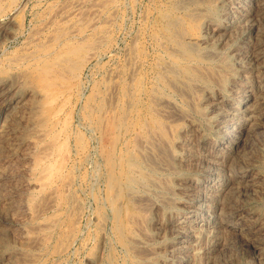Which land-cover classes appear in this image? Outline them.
Here are the masks:
<instances>
[{
  "label": "rangeland",
  "instance_id": "1",
  "mask_svg": "<svg viewBox=\"0 0 264 264\" xmlns=\"http://www.w3.org/2000/svg\"><path fill=\"white\" fill-rule=\"evenodd\" d=\"M102 1L104 5H101L103 4ZM196 1L0 0V131L2 130L0 132V264H206V262H204L206 259H204L203 255L201 254H203V250L204 252H212V249L215 245H217L216 249L218 250L213 251L212 253V256L215 257V259L212 257V264H264V128H262L264 127V121L261 123V125L263 124L262 126H260V124L253 125L251 127L248 126L245 129L247 132L244 130L245 133H243L241 137L242 140L238 143V149L241 147V150L239 149L240 152L238 155H243L242 157L246 161H251V164L248 162L251 165L250 170H252V174L256 175L258 183H261V185L258 184V186L252 188L250 191L248 190V192L241 190V188L236 190L237 195L239 196L238 198L240 199L239 200L237 198L238 201H243V203H245L247 206L244 212V214L247 216L245 217L246 220L244 219L241 221V223L236 227L223 231L226 232V234L222 232L224 235L220 234L218 238L219 240L216 239L217 242L215 241V244H213L211 238V240L209 238H205L203 245L204 248L197 251H192L193 249L191 251H184L181 249L180 244L182 243L179 241L181 240V230L175 227V225L183 219V215H185V212L188 209L185 208V206L189 207L188 204H190L192 201L191 198H193V196L191 193H194L192 191L200 185L199 181L201 177H203V174L210 170L208 166L209 164L204 159L207 157L205 155L211 156V154L216 149V146H218V141L222 139V128L221 126L219 127V125L224 115L219 111L218 106L215 105L220 99H222L220 101H228L229 99L234 98L235 95L239 96L242 93V90L246 87H249V85L253 88L252 90L256 89L258 87L259 80L262 81V86L259 88V92H263L264 89V58H262L263 61L261 60L258 66H254V68L243 66L242 63H238V60L236 61L235 58L238 55L236 50H238V42L240 47V41L236 40V42H231L232 44L230 43L229 46H232L233 49L229 47L226 49L228 53L233 54L232 57H227L226 55H224V57H204L207 49L209 46H211H206L207 44H205V42L211 39L210 37L213 34V29L218 25L217 22H224V17H226L225 11H229L231 9L233 4V2H231L232 0H220V5H216V3L211 2L210 4L205 0ZM197 8L204 10L206 9V11H208V13L210 12L211 14H208L209 20H206V23H201L199 30L193 31L188 24V14L192 11V9L195 10ZM92 9L93 11H91ZM112 11L114 14H112ZM143 14L145 16H143ZM79 17L82 18L78 19ZM171 21L172 25H169L168 23ZM208 27H210L209 30L206 29ZM211 27L214 28L212 29ZM73 28L76 31H74ZM184 29L186 32L183 31ZM174 30H178L179 32L182 31L181 34L187 33L188 31L193 33L195 37L202 41H200L201 45H199L200 51L197 54L189 55L182 62L173 57L172 54H170L171 50L173 48L180 47L177 43H175V40L179 41V39L173 37ZM205 32L207 33L206 35ZM97 36L99 39L102 36L101 40L95 39ZM228 37L229 36H226V39L230 38ZM135 39L137 41H135ZM205 39L207 40L205 41ZM130 41H134V43H131ZM95 43H98L99 45ZM162 43H164V45ZM38 44L41 45L39 46ZM170 45L171 48H168ZM219 48L222 47L219 46ZM125 52L127 53L125 54ZM126 60L128 61L126 62ZM166 61H168L167 63H172L174 66H179L178 68L181 71H179V74L177 75L178 79L176 76L169 73L168 76H165L163 68H161L159 65H162L163 67ZM180 63L182 65H180ZM203 65H205V68L206 66H210L212 68H207L208 71H210L209 73L211 76L209 75L207 69L205 70ZM131 67L133 68V72H136L135 74L133 72L131 74ZM196 68L198 70H196ZM215 69L216 71L218 70V73L215 72ZM252 69H254V71ZM256 69L260 71L257 72ZM57 70L61 72V76ZM199 71H201V73ZM194 73H196V75L199 73L200 75L196 76ZM113 74L116 76H113ZM63 75L64 77H62ZM245 75H250V80H252L254 76V79L247 82L244 77ZM255 75L258 78L261 76V78L258 79ZM130 76L132 78L134 77L132 81L129 79L131 78ZM168 79L171 82L177 79V82H179L178 87L180 91L178 88L172 86ZM7 82L10 84L9 87H7L9 85ZM217 82L219 84L216 85ZM196 84H198L199 87ZM218 85L221 86L219 87ZM111 86H113V88ZM181 88L185 91H182ZM196 91L198 95L196 94ZM216 91L220 94H218ZM11 93L13 96H11ZM115 93H117L116 96ZM189 93L192 95L190 96ZM46 94L49 95L47 96ZM177 94L178 96L180 94V96L178 97ZM152 95L154 96V99H151ZM196 95L198 96V100ZM237 96H235L234 100H237ZM257 96L258 100H260V107L264 111V97H259V93ZM112 97L115 98L112 99ZM157 97L158 99H156ZM164 97H166L167 102ZM50 99H52L53 102H51ZM214 100H217V102ZM22 101L25 103L23 105L24 107L22 106ZM48 101L50 102L48 103ZM64 102L66 104H64ZM171 103H173L174 106ZM58 107H61V109ZM154 107L161 108L160 111L162 114H158L159 109H154ZM168 108H172V112L170 111L168 113L166 111V109L169 111ZM153 109L157 110V113H155ZM55 111H57V113ZM175 113L176 117H178V119L175 118L176 121L172 120L173 118L171 119V117H173L172 114L175 115ZM166 114H170L172 116H166ZM183 114L185 116H183ZM39 115H41V120L40 117H38ZM120 117H122L124 120V127H117L118 125L116 126V123H119L118 121ZM38 118L40 123L39 121L37 122ZM169 118L170 120H168ZM108 119L112 120L111 123L108 122L107 124V121H109ZM155 119L156 121H154ZM145 121L148 122L147 124H149L148 130L146 129L147 124ZM159 121L161 123H159ZM163 122L168 124H164ZM102 123H104V125ZM215 124H217V127H215ZM86 125H89V128ZM110 125L111 130L109 129ZM162 125L163 127L167 125L166 128L171 130L169 133L171 134V137L173 136L172 138L170 137V134L165 131L166 128H162ZM60 127L62 128L59 131L61 135L57 132ZM173 127L174 130L171 129ZM39 128H41V130H39ZM152 128H154L155 131L152 130ZM255 129H257V131H255ZM44 130L47 132L45 133ZM197 130L198 132H195ZM31 131L33 134H31ZM107 131L108 133L110 132V135L107 133ZM148 131H151L153 135L152 138L151 133ZM114 132L115 135L112 136ZM136 132L140 133H138L140 138L137 136V139H139V147H137L138 145H135V143H137V140L135 142ZM42 133H45L46 135ZM37 134L40 136L43 135L41 136L43 139L41 140V138H38L40 136ZM122 134L124 136H122ZM34 136H36V138ZM53 138L57 140L55 141ZM182 138L186 139L183 140ZM63 139L64 142H62ZM156 139L167 142L162 144V141L159 143L160 141H156ZM170 139L173 140L170 142ZM48 140L49 145L47 143ZM111 140L114 141L111 143ZM50 141H52V144L53 141L54 143L58 141L59 142L56 145L53 144L55 145L53 146ZM61 142L64 145L60 144ZM141 142L143 144V148L140 146L142 145ZM156 142L158 143L157 145ZM151 143H153V147L150 146ZM59 144L61 146H59ZM179 144L182 146L184 145V147L182 148V146ZM44 145L47 146L44 147ZM128 145H130V147H128ZM165 145H168L167 147L168 149L170 147V149L167 150ZM48 146L49 148L50 146L53 148H50L49 150ZM57 146L62 149H60V152L58 151L59 153L57 152ZM40 147H44L46 150L48 149L49 152L46 154L45 152L48 150L46 151ZM64 147L66 149L63 150ZM101 147H103L102 150ZM108 147L111 148L109 149L110 152L107 151ZM189 147L190 149H188ZM98 148L100 149L98 150ZM132 148L134 150H132ZM86 149H88L89 152ZM103 149L106 151H103ZM145 150L152 152L149 153ZM162 150L164 151V154ZM192 150L193 152H191ZM42 151L45 153L44 155L40 154L43 153ZM50 151H52L51 153L53 155H49ZM189 151L194 154L192 155ZM203 152L205 154H203ZM259 153L261 154L259 155ZM39 154L42 157H45V155L49 156L45 159L40 157L41 160H38ZM150 154H153L155 158L150 157ZM147 155L148 157L146 158ZM198 155H201V160ZM255 155H259L261 158L259 156L255 157ZM56 156H58V158H56ZM104 156H106V158ZM159 156L162 159H166L162 160L159 158ZM253 156L255 157V160ZM59 157L63 159H60ZM142 157L145 158V161ZM51 158L52 160H50ZM152 159H155L154 163ZM202 159L206 164L202 161ZM156 160H159L160 162H157ZM36 161H38L39 164H37ZM34 162L36 163V167L34 166ZM146 162H148L150 165H148ZM49 163L52 165L49 166ZM169 163L172 169H170L171 167H169ZM193 163H197L195 168H192L194 167ZM159 164L163 169L165 167V170L160 168ZM52 166H54V168ZM60 166L62 167L61 169ZM167 166L169 167V170ZM70 170H72V172ZM254 171L256 172L253 173ZM54 173H56L58 176ZM152 173L154 176L151 175ZM50 175L51 178L49 180L51 182L48 180ZM112 176L117 179V188L112 186ZM67 179L69 180L67 181ZM70 179H72V181ZM43 180L45 182H43ZM152 182L154 183L152 184ZM155 183L158 184L155 186ZM39 184L43 187L41 188ZM66 184L70 185V188ZM171 189L174 192H172ZM50 190L53 192L55 191L56 193H54L56 195L53 196L54 193ZM68 190L72 191L73 193L71 194V192ZM152 190L153 192H151ZM101 194H103V196ZM239 194L242 196L240 197ZM48 196L50 198H48ZM113 196L115 198H113ZM134 196L140 201L133 199ZM137 196H142L145 198V200L144 198L141 199ZM147 196L149 198L151 197L152 200H149ZM159 197L162 201L166 202L165 200H167V202L164 203L160 201ZM73 198L76 199L74 202ZM134 200L136 203H134ZM77 201L78 203H82H79L80 206L82 205V209ZM147 201H150V204ZM236 202L237 201L235 200L234 204L238 203ZM141 203L142 205H140ZM180 205L181 207H179ZM138 206L140 208L142 207L141 209L143 210L139 209ZM247 208H249V210ZM173 211H175V213H173ZM134 213L135 215H133ZM128 214H131V216H128ZM135 216L136 220L139 219L137 220V223L135 222L136 220H134ZM129 219H131V222ZM52 220H55V222ZM132 221H134V223H132ZM46 223H50V226ZM39 224V228L41 230L38 229L37 225ZM243 224H245L247 227H244L245 225ZM44 225L45 227L48 225V228H45ZM261 226L263 227L260 228ZM35 227H37V229H34ZM50 227L51 229H49ZM239 227L242 229L239 230ZM258 227L260 229H258ZM176 230H178V232H176ZM50 234L52 235L50 236ZM39 235H41L40 239ZM36 237L39 239L38 241L41 240L42 243L39 242L38 244L37 239H35ZM136 238L140 239L142 242ZM30 239H33V241L35 240L36 242L34 241V243H36V245L33 244V241L31 242ZM134 240H138L139 242H135ZM143 241L145 243H143ZM134 244L137 246L135 245L134 247ZM133 249H136L137 252ZM153 250L155 251V254H152ZM149 252L151 255L148 254ZM261 253L263 255H261ZM190 254L193 256V258L190 256ZM197 257H201L200 259L198 258L200 261L196 260ZM189 258H192V261ZM213 260L215 261L213 262Z\"/></svg>",
  "mask_w": 264,
  "mask_h": 264
},
{
  "label": "bare ground",
  "instance_id": "2",
  "mask_svg": "<svg viewBox=\"0 0 264 264\" xmlns=\"http://www.w3.org/2000/svg\"><path fill=\"white\" fill-rule=\"evenodd\" d=\"M155 1V0H154ZM164 1V0H163ZM196 1V0H195ZM205 1H207V2H211V3H216V5H218L219 4V1L220 0H205ZM223 1V0H222ZM227 1V0H226ZM166 2H168V1H166ZM179 2H181V1H179ZM178 2V3H179ZM197 2V1H196ZM231 2H233V4H232V6H231V9L229 10V11H225V15H226V17H224V22L222 23V22H217L218 23V25H217V27L216 28H212L213 29V34H212V36L210 37L211 39H209L208 41H206L207 39H205V44H207L206 46H209V45H211V46H209V48L207 49V52L205 53V58L207 57V58H211L212 56L213 57H215V56H219V57H224V55H226L227 57H232L233 56V54H230V53H228L227 51H226V49L229 47V48H232V46H229L230 45V43L231 42H236V40L237 41H240L241 42V44H240V47H239V42H238V50H236L237 51V57L235 58V60L238 62V63H242L243 64V66H249V67H253L254 68V66L256 67V66H258V64L260 63V61L262 60V58H264V0H248V1H246V0H232ZM102 3H103V1H102ZM210 3V4H211ZM95 4V3H94ZM100 4V3H99ZM192 4V3H191ZM190 4V5H191ZM228 4H229V2H228ZM96 5H98V4H96ZM101 5H104V3L103 4H101ZM106 5V4H105ZM116 5H118V4H116ZM177 5V4H176ZM195 5V4H194ZM214 5V4H213ZM220 5V4H219ZM223 5V4H222ZM93 6V5H92ZM164 6V5H163ZM170 6V5H169ZM113 7V6H112ZM121 7V6H120ZM162 7V6H161ZM175 7V6H174ZM186 7V6H185ZM221 7V6H220ZM228 7H229V5H228ZM80 8V7H79ZM168 8V7H167ZM179 8H180V6H179ZM182 8H183V6H182ZM187 8V7H186ZM232 8H235V9H232ZM185 9V8H184ZM210 9V8H209ZM229 9V8H228ZM145 10V9H144ZM144 10H143V12H144ZM91 11H93V9L91 10ZM100 11V10H99ZM114 11V10H113ZM113 11H112V14H114L113 13ZM214 11V10H213ZM92 13V12H91ZM121 13V12H120ZM120 13H119V15H120ZM93 14V13H92ZM111 14V15H112ZM118 14V13H117ZM139 14V13H138ZM208 14H211L210 12L208 13V11H206V9L204 10V9H195V10H193L192 9V11L188 14V16H189V27H191V30H193V31H197V30H199L200 29V27H201V23H204L206 20L208 21L209 20V15ZM217 14V13H216ZM223 14H224V11H223ZM91 15V14H90ZM122 15V14H121ZM96 16V15H95ZM143 16H145L144 14H143ZM149 16H151V15H149ZM215 16V15H214ZM224 16V15H223ZM80 18H82V17H79L78 19H80ZM111 18H112V16H111ZM111 18H109V19H111ZM144 18V17H143ZM180 18V17H179ZM211 18V17H210ZM90 19V18H89ZM105 19V18H104ZM114 19V18H113ZM121 19V18H120ZM182 19V18H181ZM93 20V19H92ZM81 21V20H80ZM79 21V22H80ZM96 21V20H95ZM108 21V20H107ZM106 21V22H107ZM117 21V20H116ZM223 21V20H222ZM86 22V21H85ZM124 22V21H123ZM174 22H175V20H174ZM210 22H212V21H210ZM215 22V23H216ZM115 23V22H114ZM120 23V22H119ZM149 23H150V21H149ZM172 23V21L170 22V23H168L169 25H172L171 24ZM177 23V22H176ZM206 23V22H205ZM71 24V23H70ZM79 24V23H78ZM167 24V25H168ZM209 24V23H208ZM213 24V23H212ZM215 25V24H214ZM92 26V25H91ZM114 26V25H113ZM143 26V25H142ZM148 26V25H147ZM210 26V25H209ZM70 27V26H69ZM178 27H180V26H178ZM125 28V27H124ZM149 28V27H148ZM172 28V27H171ZM209 28L210 27H208V28H206V29H208L209 30ZM58 29V28H57ZM74 29V28H73ZM123 29V28H122ZM169 29V28H168ZM204 29V28H203ZM78 30V29H77ZM68 31H70V30H68ZM74 31H76L75 29H74ZM73 31V32H74ZM122 31V30H121ZM148 31V30H147ZM183 31H185V29L183 30ZM71 32V31H70ZM106 32V31H105ZM116 32V31H115ZM167 32V31H166ZM182 32V31H181ZM181 32H179L178 30H174V32H173V37L174 38H176V39H179V41L178 40H175L176 42L175 43H177L180 47L179 48H173L172 50H171V53L170 54H172V56L173 57H175L177 60H179V61H184L189 55H193V54H197L199 51H200V49H199V45H201V43H200V39L199 38H197V37H195L194 35H193V33H191L190 31H188L187 33H182L181 34ZM186 32V31H185ZM210 32H212V31H210ZM209 32V33H210ZM203 33V32H202ZM61 34V33H60ZM62 34H63V32H62ZM61 34V35H62ZM137 34V33H136ZM207 33L205 32V35H206ZM72 35V34H71ZM127 35V34H126ZM230 35H232V36H230ZM59 36V35H58ZM77 36V35H76ZM160 36V35H159ZM163 36V35H162ZM226 36H229L228 38L229 39H226ZM70 37V36H69ZM102 37V36H101ZM101 37H100V39H99V37L97 36V38H95V39H99V40H101ZM136 37V36H135ZM147 37H148V35H147ZM171 38H172V35H171ZM59 39V38H58ZM49 40H52V39H49ZM49 40H47V41H49ZM149 40V39H148ZM173 40V39H172ZM135 41H137L136 39H135ZM145 41V40H144ZM178 41V42H177ZM102 42V41H101ZM131 43H134V41L132 42V41H130ZM142 42V41H141ZM202 42V41H201ZM100 43V42H99ZM154 43V42H153ZM42 44V43H41ZM40 44V45H41ZM60 44V43H59ZM95 44H98V43H95ZM101 44V43H100ZM163 45H164V43H162ZM202 44H204V43H202ZM232 44V43H231ZM39 45V44H38ZM39 45V46H40ZM57 45H58V42H57ZM91 45V44H90ZM94 45V44H93ZM99 45V44H98ZM182 45H183V48H182ZM36 46V45H35ZM135 46V45H134ZM137 46V45H136ZM140 46V45H139ZM150 46V45H149ZM219 46H221L222 48H219ZM95 47V46H94ZM167 47V46H166ZM202 47V46H201ZM235 47V46H234ZM128 48V47H127ZM127 48H126V50H127ZM130 48V47H129ZM168 48H171V45H170V47H168ZM236 48V47H235ZM57 49V48H56ZM134 49H135V47H134ZM133 49V50H134ZM158 49V48H157ZM160 49V48H159ZM167 49V48H166ZM233 49V48H232ZM90 50V49H89ZM94 50V49H93ZM235 50V49H234ZM234 50H231V51H234ZM34 51V50H33ZM92 51V50H91ZM128 51V50H127ZM162 51V50H161ZM164 51V50H163ZM230 51V52H231ZM235 51V52H236ZM93 52V51H92ZM165 52V51H164ZM40 53V52H39ZM88 53H90V52H88ZM127 52H125V54H126ZM133 53V52H132ZM232 53V52H231ZM41 54V53H40ZM92 54V53H91ZM94 54V53H93ZM100 54V53H99ZM115 54V53H114ZM236 54V53H235ZM30 55V54H29ZM62 55V54H61ZM134 55H135V53H134ZM22 56H24V55H22ZM39 56V55H38ZM37 56V57H38ZM47 56V55H46ZM88 56H90V55H88ZM126 56V55H125ZM26 57V56H25ZM148 57V56H147ZM155 57V56H154ZM203 57V56H202ZM89 58V57H88ZM134 58V57H133ZM139 58V57H138ZM137 58V59H138ZM157 58H159V57H157ZM196 58V57H195ZM66 59V58H65ZM129 59V58H128ZM170 59V58H169ZM225 59V58H224ZM11 60H12V58H11ZM30 60V59H29ZM176 60V61H177ZM190 60H194V59H190ZM189 60V61H190ZM196 60V59H195ZM57 61V60H56ZM61 61V60H60ZM63 61V60H62ZM125 61V60H124ZM128 60H126V62H127ZM133 61H134V59H133ZM188 61V60H187ZM221 61V60H220ZM220 61H218V62H220ZM263 61V60H262ZM136 62V61H135ZM168 61H166V63H167ZM133 63V62H132ZM158 63V62H157ZM165 63V65L162 67V65H159V66H161V68H163V72H164V74H165V76H168V73L169 74H172V75H174V76H176L177 77V79H178V74H179V71H181V70H179V66L177 67V66H174L172 63H167L166 64ZM38 64V63H37ZM70 64V63H69ZM126 64H128V63H126ZM140 64V63H139ZM226 64H227V61H226ZM71 65H72V63H71ZM74 65V64H73ZM180 65H182L181 63H180ZM232 65V64H231ZM80 66V65H79ZM79 66H77V67H79ZM119 66V65H118ZM117 66V67H118ZM122 66V65H121ZM148 66V65H147ZM184 66H186V65H184ZM205 65H203V67H204ZM217 66V65H216ZM234 66V65H233ZM232 66V67H233ZM238 66H240V65H238ZM261 66V65H260ZM259 66V67H260ZM192 67L194 68V66L192 65ZM208 67H210V66H208ZM207 66H206V68H205V70L208 68ZM218 67V66H217ZM258 67V68H259ZM136 68H137V66H136ZM211 68V67H210ZM222 68V67H221ZM231 68V67H230ZM234 68V67H233ZM123 69V68H122ZM159 69V68H158ZM212 69V68H211ZM219 69V68H218ZM229 69V68H228ZM245 69V68H244ZM259 69H261V68H259ZM263 69H264V66H263ZM262 69V70H263ZM56 70V69H55ZM65 70V69H64ZM68 70V69H67ZM116 70V69H115ZM131 70L132 71H130L131 72V74H132V72H133V68L131 67ZM135 70V69H134ZM161 70V69H160ZM196 70H198L197 68H196ZM233 70V69H232ZM241 70V69H240ZM239 70V71H240ZM250 70V69H249ZM253 71H254V69H252ZM257 70V69H256ZM58 71V70H57ZM66 71V70H65ZM69 71H71V70H69ZM136 71V70H135ZM207 71H208V69H207ZM218 71V70H217ZM216 71V69H215V72H217ZM243 71V70H242ZM258 71H260V70H257V72ZM59 72V74L61 73L60 71H58ZM109 72V71H108ZM115 72V71H114ZM119 72V71H118ZM200 73H201V71H199ZM210 71H208V73H209ZM249 72V71H248ZM247 72V73H248ZM257 72H255V73H257ZM263 72V71H262ZM70 73V72H69ZM117 73V72H116ZM134 74L136 73V72H133ZM204 73V72H203ZM218 73V72H217ZM225 73V72H224ZM58 74V73H57ZM154 74V73H153ZM243 74V73H242ZM246 74V73H245ZM251 74V73H250ZM192 75V74H191ZM194 75H196V73H194ZM200 74L198 73L196 76H199ZM209 75H210V73H209ZM214 75V74H213ZM218 75V74H217ZM257 75H259V74H257ZM53 76H54V74H53ZM60 76H61V74H60ZM107 76H108V73H107ZM113 76H116V75H114L113 74ZM180 76H182V75H180ZM203 76H205V75H203ZM211 76V75H210ZM209 76V77H210ZM215 76V75H214ZM230 76V75H229ZM238 76V75H237ZM256 76V75H255ZM58 77V76H57ZM62 77H64V75L62 76ZM131 77V76H130ZM187 77V76H186ZM241 77V76H240ZM243 77V76H242ZM245 77V79L247 80V82H249V81H252L253 79H254V76H253V78H252V80H250L249 79V77H250V75L249 76H244ZM257 77V76H256ZM54 78H55V76H54ZM108 78V77H107ZM114 78V77H113ZM134 78V77H133ZM132 77L131 78H129V79H131V81H132V79H133ZM168 78V77H167ZM205 78V77H204ZM220 78V77H219ZM227 78V77H226ZM231 78H233V77H231ZM258 78V77H257ZM257 78H256V80H257ZM260 78H261V76H260ZM260 78H258V79H260ZM153 79V78H152ZM165 79V78H164ZM177 79H175L174 81H170L169 79V81L171 82V85L172 86H174L175 88H178V90H179V82H177ZM191 79V78H190ZM196 79V78H195ZM201 79V78H200ZM211 79H212V77H211ZM214 79H217V78H214ZM223 79V78H222ZM264 79V78H263ZM8 80V79H7ZM162 80V79H161ZM172 80V79H171ZM234 80V79H233ZM246 80H245V82H246ZM130 81V80H129ZM216 81H218V80H216ZM219 81H220V79H219ZM218 81V82H219ZM151 82V81H150ZM154 82V81H153ZM165 82H167V81H165ZM181 82V81H180ZM216 83V85L217 84H219V83ZM239 82H240V80H239ZM8 84H9V82H7ZM28 83V82H27ZM132 83V82H131ZM145 83V82H144ZM155 83V82H154ZM202 83V82H201ZM237 83V82H236ZM235 83V84H236ZM255 83V82H254ZM263 83H264V81H263ZM117 84V83H116ZM133 84V83H132ZM184 84H185V82H184ZM187 84V83H186ZM207 84V83H206ZM232 84H234V83H232ZM239 84V83H238ZM241 84V83H240ZM245 84V83H244ZM244 84H243V87H244ZM250 84H252V83H250ZM256 84V83H255ZM262 84V81H260L259 80V82H258V87L256 88V89H254V90H252L253 88L249 85V87H246V88H244L243 90H242V93L239 95V96H237V95H235V96H237L236 97V99L237 100H234V98H235V96H234V98H232V99H229L228 101H220V100H222V99H220L219 100V102L215 105V106H218V109H219V111L221 112V113H223V115H224V117H223V119H222V121L220 122V125H219V127L221 126V128H222V131H221V134H222V139H220L219 141H218V146H216V149L214 150V152L211 154V156L209 157L208 155H205V156H207L206 158H204L205 159V161L209 164L208 166H209V168H210V170H208L209 172H210V174H209V172L208 171H204L205 172V174H203V177H201L200 175V177H201V179H200V181H199V183H200V185L196 188V185H195V188L196 189H194L192 192H194V193H191V195L193 196V198H191L192 199V201L190 202V204H188L189 205V207H186L185 206V208H188L187 209V211L185 212V215H183V219L182 220H180L179 222H178V224H176L175 225V227L176 228H178L179 230H181V240H179L182 244H180V246H181V249H183L184 251H191L192 249V251H194V250H202L203 248H204V240H205V238H211L212 239V241H213V244H215V241L217 242V240L216 239H218L219 238V235L220 234H222V235H224V234H226V232H223V231H225V230H228V229H231V228H233V227H236L238 224H240L241 223V221H243L244 219L246 220V218L245 217H247L245 214H244V212H245V208L247 207L246 206V204L245 203H243V201L241 202V201H238V195H237V192H236V190L237 189H240L241 188V190H244V191H247L248 192V190L250 191L252 188H254V187H256V186H258V184H260L261 185V183H258V179H257V177H256V175L255 174H252V170H250L251 169V161L249 162L248 160L246 161L240 154V157H239V155H238V153L240 152L239 151V149L241 148H239L238 149V143L242 140V135H243V133H245L244 132V130L248 127V126H253V125H257V124H260V126H262L261 125V123L264 121V111L261 109V107H260V103H259V101L260 100H258V93H259V97H264V94H263V92H264V89H263V92H259V88L262 86L261 85ZM3 85V84H2ZM4 85H5V83H4ZM13 85V84H12ZM17 85V84H16ZM148 85V84H147ZM156 85V84H155ZM196 85H198V84H196ZM213 85V84H212ZM246 85H248V84H246ZM10 86V84L7 86V87H9ZM117 86V85H116ZM124 86V85H123ZM132 86V85H131ZM187 86V85H186ZM219 87L221 86V85H218ZM239 86V85H238ZM4 87V86H3ZM15 87V86H14ZM112 88H113V86H111ZM128 87V86H127ZM126 87V88H127ZM130 87V86H129ZM163 87V86H162ZM168 87V86H167ZM198 87H199V85H198ZM203 87V86H202ZM201 87V88H202ZM205 87V86H204ZM230 87H232V86H230ZM229 87V88H230ZM234 87V86H233ZM240 87V86H239ZM263 87H264V84H263ZM133 88V87H132ZM158 88V87H157ZM156 88V89H157ZM190 88V87H189ZM222 88V87H221ZM6 89V88H5ZM15 89V88H14ZM115 89H116V87H115ZM155 89V90H156ZM182 89V88H181ZM233 89V88H232ZM240 89H242V88H240ZM239 89V90H240ZM2 90V89H1ZM7 90H8V88H7ZM101 90V89H100ZM161 90V89H160ZM197 91H199L198 89H196ZM238 90V91H239ZM260 90H262V89H260ZM125 91V90H124ZM171 91V90H170ZM180 91V90H179ZM182 91H185L184 89H182ZM194 91V90H193ZM197 91H196V94H197ZM207 91V90H206ZM217 91H218V89H217ZM216 91V92H217ZM235 91V90H234ZM237 91V92H238ZM6 92V91H5ZM4 92V93H5ZM131 92V91H130ZM195 92V91H194ZM200 92H201V90H200ZM208 92V91H207ZM1 93V92H0ZM9 93V92H8ZM14 93V92H13ZM16 93V92H15ZM21 93V92H20ZM43 93H44V91H43ZM114 93V92H113ZM125 93V92H124ZM177 93V92H176ZM180 93V92H179ZM183 93H185V92H183ZM209 93V92H208ZM218 93V92H217ZM234 93V92H233ZM239 93V92H238ZM3 94V93H2ZM24 94V93H23ZM39 94V93H38ZM95 94V93H94ZM116 94L117 93H115V96H116ZM166 94V93H165ZM175 94V93H174ZM187 94V93H186ZM200 94V93H199ZM218 94H220V93H218ZM8 95H10V94H8ZM15 95V94H14ZM18 95V94H17ZM20 95V94H19ZM22 95V94H21ZM47 95V94H46ZM49 95V94H48ZM47 95V96H48ZM110 95V94H109ZM129 95H130V93H129ZM151 95V94H150ZM188 95V94H187ZM186 95V96H187ZM189 95L191 96L192 94H190L189 93ZM198 95V94H197ZM196 95V97H197V100H198V96ZM207 95V94H206ZM205 95V96H206ZM234 95V94H233ZM11 96H13L12 95V93H11ZM40 96V95H39ZM113 96H114V94H113ZM125 96V95H124ZM132 96V95H131ZM165 96V95H164ZM168 96V95H167ZM171 96V95H170ZM177 96H178V94H177ZM179 96H180V94H179ZM178 96V97H179ZM200 96V95H199ZM216 96V95H215ZM219 96V95H218ZM5 97H7V96H5ZM16 97V96H15ZM22 97V96H21ZM154 96L152 95V97H151V99L153 98ZM184 97V96H183ZM212 97V96H211ZM217 97V96H216ZM221 97V96H220ZM232 97V96H231ZM230 97V98H231ZM2 98V97H1ZM10 98V97H9ZM115 98V97H114ZM113 97H112V99H114ZM162 98V97H161ZM165 99H166V97H164ZM168 98V97H167ZM187 98V97H186ZM190 98H192V97H190ZM8 99V98H7ZM6 99V100H7ZM19 99H21V98H19ZM109 99H111V98H109ZM136 99V98H135ZM141 99V98H140ZM154 99V98H153ZM156 99H158V97L156 98ZM160 99V98H159ZM164 99V100H165ZM183 99V98H182ZM196 99V98H195ZM211 99V98H210ZM263 99V98H262ZM261 99V100H262ZM5 100V99H4ZM51 100V102H53L52 101V99H50ZM56 100V99H55ZM184 100V99H183ZM182 100V101H183ZM203 100H205V99H203ZM213 100V99H212ZM20 101V100H19ZM158 101V100H157ZM159 101H162V100H159ZM173 101V100H172ZM195 101V100H194ZM215 101V100H214ZM4 102V101H3ZM50 101H48V103H49ZM114 102V101H113ZM126 102V101H125ZM128 102V101H127ZM154 102V101H153ZM166 102H167V99H166ZM189 102V101H188ZM193 102V101H192ZM215 102H217V100L215 101ZM261 102H263V101H261ZM22 103H23V101H22ZM22 103H20V104H22ZM47 103V102H46ZM114 103H116V102H114ZM131 103V102H130ZM134 103V102H133ZM147 103V102H146ZM145 103V104H146ZM155 103V102H154ZM157 103V102H156ZM163 103V102H162ZM190 103H191V101H190ZM189 103V104H190ZM197 103V102H196ZM201 104H203L202 102H200ZM15 104H16V101H15ZM25 103H23L22 104V106L24 105ZM44 104V103H43ZM55 104V103H54ZM64 104H66L65 102H64ZM109 104V103H108ZM173 106H174V104L173 103H171ZM171 104H169V105H171ZM181 104H182V102H181ZM198 104H199V102H198ZM206 104V103H205ZM9 105V104H8ZM114 105V104H113ZM117 105V104H116ZM129 105V104H128ZM144 105V104H143ZM171 105V106H172ZM184 105V104H183ZM262 105V104H261ZM63 106H65V105H63ZM92 106V105H91ZM96 106V105H95ZM121 106V105H120ZM165 106V105H164ZM164 106H162V107H164ZM176 106V105H175ZM186 106V105H185ZM201 106H203V105H201ZM6 107H9V106H6ZM21 107V106H20ZM24 107V106H23ZM93 107H94V105H93ZM92 107V108H93ZM129 107V106H128ZM127 107V108H128ZM196 107V106H195ZM263 107V106H262ZM38 108H39V106H38ZM58 108H60L61 109V107H58ZM101 108V107H100ZM106 108H108V107H106ZM111 108V107H110ZM112 108L114 109V107L112 106ZM127 108H126V110H127ZM178 108V107H177ZM180 108V107H179ZM188 108H189V106H188ZM192 108V107H191ZM15 109H16V107H15ZM59 109V110H60ZM90 109V108H89ZM94 109V108H93ZM154 109H159L158 110V114H162V112L160 111V109L161 108H155L154 107ZM153 109V110H154ZM169 109V108H168ZM172 109V108H171ZM171 109H169V111L166 109V111L169 113L170 111H171ZM194 109V108H193ZM209 109V108H208ZM19 110V109H18ZM39 110V109H38ZM58 110V109H57ZM162 110H163V108H162ZM173 110V109H172ZM175 110V109H174ZM177 110V109H176ZM178 110H180V109H178ZM190 110V109H189ZM192 110V109H191ZM5 111V110H4ZM12 111V110H11ZM94 111V110H93ZM155 111V113H157V110H154ZM164 111V110H163ZM166 111H165V113H166ZM186 111H188V110H186ZM2 112V111H1ZM37 112V111H36ZM41 112V111H40ZM56 113H57V111H55ZM54 112V113H55ZM97 112V111H96ZM104 112V111H103ZM159 112H161V113H159ZM172 112V111H171ZM176 112V111H175ZM191 112V111H190ZM5 113V112H4ZM53 113V114H54ZM119 113V112H118ZM154 113V114H155ZM182 113V112H181ZM37 114V113H36ZM41 114V113H40ZM46 114V113H45ZM44 114V115H45ZM85 114V113H84ZM87 114H88V112H87ZM110 114V113H109ZM126 114V113H125ZM164 114V113H163ZM171 114V113H170ZM170 114H168L169 116H172L173 115V117H171V119L172 120H175V118H177L178 119V117H176V113H175V115L174 114H172V115H170ZM178 114V113H177ZM185 114V113H184ZM183 114V116H185ZM190 114V113H189ZM188 114V115H189ZM201 114H202V112H201ZM208 114H210V113H208ZM41 115H43V114H41ZM41 115H39L38 117H40ZM127 115V114H126ZM165 115V114H164ZM167 114H166V116H168ZM179 115V114H178ZM181 115V114H180ZM186 115H187V113H186ZM200 115V114H199ZM71 116V115H70ZM110 116H111V114H110ZM124 116V115H123ZM138 116V115H137ZM160 116V115H159ZM162 116V115H161ZM165 116V117H166ZM175 116V117H174ZM4 117V116H3ZM86 117H87V115H86ZM109 117V116H108ZM112 117V116H111ZM110 117V118H111ZM126 117V116H125ZM154 117V116H153ZM164 117V116H163ZM181 117V116H180ZM191 117V116H190ZM44 118V117H43ZM88 118H89V116H88ZM192 118V117H191ZM196 118V117H195ZM201 118V117H200ZM115 119V118H114ZM185 119V118H184ZM197 119V118H196ZM207 119H208V117H207ZM6 120V119H5ZM36 120V119H35ZM40 120H41V117H40ZM92 120V119H91ZM104 120H105V118H104ZM109 120V119H108ZM111 120L112 119H110L109 121H107V124H108V122H110L111 123ZM145 120V119H144ZM165 120V119H164ZM168 120H170V118L168 119ZM180 120V119H179ZM199 120V119H198ZM39 121V118H38V120H37V122ZM154 121H156V119L154 120ZM176 121V120H175ZM186 121V120H185ZM34 122V121H33ZM43 122V121H42ZM87 122V121H86ZM105 122V121H104ZM115 122V121H114ZM114 122H113V124H114ZM119 123H116V126L117 127H121V126H123L124 125V120H123V118L122 117H120L119 118V121H118ZM146 122V121H145ZM171 122V121H170ZM208 122V121H207ZM39 123H40V121H39ZM44 123V122H43ZM58 123V122H57ZM88 123V122H87ZM87 123H85V124H87ZM99 123V122H98ZM106 123V122H105ZM109 123V124H110ZM141 123V122H140ZM148 122H146V124H147ZM159 123H161L160 121H159ZM164 123V122H163ZM35 124H36V122H35ZM66 124V123H65ZM89 124V123H88ZM103 125H104V123H102ZM155 124V123H154ZM164 124H168V123H164ZM180 124V123H179ZM191 124V123H190ZM194 124V123H193ZM202 124V123H201ZM38 125V124H37ZM49 125V124H48ZM106 125V124H105ZM115 125V124H114ZM149 124H147V127H146V129L148 130V128H149V126H148ZM172 125V124H171ZM177 125V124H176ZM195 125V124H194ZM217 124H215V127H217L216 126ZM8 126H10V125H8ZM31 126H32V124H31ZM35 126V125H34ZM33 126V127H34ZM51 126V125H50ZM56 126V125H55ZM87 126V125H86ZM89 126V125H88ZM87 126V127H88ZM205 126V125H204ZM259 126V127H260ZM264 126V125H263ZM1 127V126H0ZM48 127V126H47ZM93 127V126H92ZM114 127V126H113ZM124 127V126H123ZM129 127V126H128ZM156 127H158V126H156ZM160 127H161V125H160ZM167 127V125L166 126H164L163 127V125H162V128L164 129V128H166ZM172 127V126H171ZM175 127V126H174ZM174 127L173 128H171V129H173L174 130ZM197 127H198V124H197ZM10 128V127H9ZM37 128V127H36ZM89 128V127H88ZM103 128H104V126H103ZM108 128V127H107ZM159 128V127H158ZM186 128V127H185ZM189 128V127H188ZM205 128V127H204ZM211 128V127H210ZM209 128V129H210ZM254 128V127H253ZM261 128V127H260ZM262 128H264V127H262ZM261 128V129H262ZM32 129V128H31ZM38 129V128H37ZM45 129V128H44ZM49 129V128H48ZM48 129H47V131H48ZM56 129V128H55ZM62 128L60 127V129L59 130H57V132L59 133V131L61 130ZM110 130H111V125H110V128H109ZM116 129V128H115ZM115 129H114V131H115ZM177 129V128H176ZM191 129V128H190ZM218 129V128H217ZM257 129H258V127H257ZM257 129H255V131H257ZM30 130V129H29ZM39 130H41V128H39ZM103 130V129H102ZM152 130H154V128H152ZM162 130V129H161ZM168 128H166V132H168L169 133V131H171L170 129L168 130ZM184 130V129H183ZM186 130V129H185ZM2 131V130H1ZM0 131V132H1ZM45 131V130H44ZM47 131H45V133L47 132ZM109 131V130H108ZM108 131H107V133H108ZM139 131V130H138ZM155 131V130H154ZM164 131V130H163ZM189 131V130H188ZM246 131V130H245ZM250 131V130H249ZM248 131V132H249ZM6 132V131H5ZM8 132V131H7ZM32 132V131H31ZM39 132V131H38ZM43 132V131H42ZM49 132V131H48ZM56 132V131H55ZM56 132V133H57ZM95 132V131H94ZM121 132V131H120ZM126 132V131H125ZM149 132V131H148ZM158 132V131H157ZM183 132V131H182ZM182 132H181V134H182ZM195 132H198V130L197 131H195ZM200 132V131H199ZM247 132V131H246ZM4 133V132H3ZM45 133H42V134H45ZM53 133V132H52ZM57 133V134H58ZM65 133V132H64ZM70 133V132H69ZM69 133H68V135H69ZM106 133V132H105ZM110 133V132H109ZM108 133V134H109ZM139 132H136V138H135V142H136V140H137V143H135V145H138V142H139V139H137V136H139V134H138ZM149 133H151V131L149 132ZM148 133V134H149ZM163 133V132H162ZM185 133V132H184ZM201 133V132H200ZM251 133V132H250ZM31 134H33V132L31 133ZM39 134V133H38ZM37 134V135H38ZM41 134V133H40ZM50 134V133H49ZM60 134V133H59ZM58 134V135H59ZM95 134V133H94ZM98 134V133H97ZM96 134V135H97ZM119 134V133H118ZM124 134V133H123ZM122 134V136H124ZM133 134V133H132ZM157 134V133H156ZM170 134V133H169ZM186 134H187V131H186ZM197 134V133H196ZM199 134V133H198ZM220 134V135H221ZM28 135H30V134H28ZM36 135V136H37ZM46 135V134H45ZM56 135V134H55ZM58 135H56V136H58ZM61 135V134H60ZM67 135V134H66ZM105 135H107V134H105ZM104 135V136H105ZM110 135V134H109ZM115 135V132L113 133V135L112 136H114ZM158 135V134H157ZM161 135V134H160ZM165 135V134H164ZM173 135V134H172ZM184 135V134H183ZM189 135V134H188ZM206 135H207V133H206ZM249 135V134H248ZM33 136V135H32ZM36 136H34L35 138H36ZM38 136H40V135H38ZM41 136H43V135H41ZM41 136L40 137H38V138H41ZM50 136V135H49ZM64 136V135H63ZM98 136V135H97ZM145 136V135H144ZM149 136H150V134H149ZM152 133H151V138H152ZM159 136V135H158ZM157 136V137H158ZM167 136V135H166ZM218 136V135H217ZM3 137V136H2ZM52 137H54V136H52ZM107 137H109V136H107ZM156 137V136H155ZM170 137H171V134H170ZM173 137V136H172ZM171 137V138H172ZM37 138V139H38ZM51 138V137H50ZM56 138V137H55ZM62 138V137H61ZM60 138V139H61ZM69 138V137H68ZM104 138V137H103ZM116 138V137H115ZM139 138H140V136H139ZM143 138V137H142ZM141 138V139H142ZM146 138V137H145ZM161 138H163V137H161ZM210 138H211V136H210ZM219 138V137H218ZM244 138V137H243ZM28 139H30V138H28ZM36 139V140H37ZM43 138H41V140H42ZM47 139V138H46ZM52 139V138H51ZM54 139V138H53ZM65 139V138H64ZM64 139H63V141L62 142H64ZM67 139V138H66ZM95 139H96V137H95ZM114 139V138H113ZM159 139H160V137H159ZM183 139V138H182ZM186 139V138H185ZM185 139H183V140H185ZM208 139V138H207ZM39 140V139H38ZM50 140V139H49ZM49 140H48V145H49ZM55 140V139H54ZM57 140V139H56ZM55 140V141H56ZM69 140V139H68ZM108 140H109V138H108ZM171 140H173V139H170V142H171ZM181 140V139H180ZM179 140V141H180ZM182 140V141H183ZM191 140V139H190ZM197 140V139H196ZM203 140V139H202ZM206 140V139H205ZM210 140V139H209ZM218 140V139H217ZM244 140V139H243ZM246 140V139H245ZM40 141V140H39ZM67 141V140H66ZM98 141V140H97ZM114 141V140H113ZM112 140H111V143L113 142ZM141 141V140H140ZM142 141H144V140H142ZM149 141V140H148ZM147 141V142H148ZM154 141H155V138H154ZM156 141H160L159 143H161V141L163 142L162 144H165L167 141H163V140H157L156 139ZM181 141V142H182ZM212 141V140H211ZM214 141V140H213ZM247 141V140H246ZM51 142V144H52V141H50ZM59 142V141H58ZM58 142H56V143H54V141H53V144H57ZM60 143V144H63V143ZM95 142V141H94ZM101 142V141H100ZM198 142V141H197ZM200 142V141H199ZM217 142V141H216ZM38 143V142H37ZM97 143V142H96ZM99 143V142H98ZM110 143V144H111ZM149 143V142H148ZM179 143V142H178ZM182 143H184V142H182ZM187 143V142H186ZM41 144V143H40ZM52 144V145H53ZM59 144V146H61ZM68 144V143H67ZM114 144V143H113ZM112 144V145H113ZM141 144H142V142H141ZM158 143L156 142V145H157ZM244 144V143H243ZM39 145V144H38ZM55 145H53V146H55ZM64 145V144H63ZM63 145H62V147H63ZM97 145H99V144H97ZM107 145V144H106ZM180 146H182L181 144H179ZM178 145V146H179ZM190 145V144H189ZM191 145H192V143H191ZM246 145V144H245ZM42 146V145H41ZM45 146H47V145H44V147ZM59 146H57L58 147V150H57V152L59 151L60 152V149L61 148H59ZM65 146H66V144H65ZM102 146V145H101ZM142 148H143V144L142 145H140ZM145 146H146V144H145ZM150 146H154L153 145V143H151L150 144ZM166 146V145H165ZM168 146V145H167ZM166 146V148H167V150H169L170 149V147H169V149H168V147ZM179 146V147H180ZM205 146V145H204ZM214 146V145H213ZM38 147V146H37ZM44 147H40L41 149H45L46 150V148H44ZM67 147V146H66ZM92 147V146H91ZM110 147H111V145H110ZM110 147H108V150L107 151H109L110 152V150L109 149H111ZM114 147V146H113ZM128 147H130V145H128ZM133 147V146H132ZM137 147H139V145L137 146ZM184 147V145L182 146V148ZM192 147V146H191ZM198 147H199V145H198ZM207 147V146H206ZM211 147V146H210ZM50 148H53V147H51L50 146ZM50 148H49V146H48V149L50 150ZM56 148V147H55ZM55 148H54V150H55ZM93 148V147H92ZM102 148L103 147H101V150H102ZM106 148V147H105ZM135 148H136V146H135ZM147 148H148V144H147ZM162 148V147H161ZM205 148V147H204ZM211 148H213V147H211ZM47 149V150H48ZM64 149H66L65 147L63 148V150ZM88 149H90V148H88ZM88 149H86V150H88ZM100 148H98V150H99ZM113 149V148H112ZM151 149V148H150ZM186 149H187V147H186ZM188 149H190V147L188 148ZM193 149V148H192ZM198 149V148H197ZM201 149V148H200ZM207 149V148H206ZM243 149V148H242ZM46 150V151H47ZM49 150L47 151V152H45L46 154L49 152ZM62 150V149H61ZM127 150V149H126ZM132 150H134L133 148H132ZM157 150V149H156ZM159 150H161V149H159ZM181 150V149H180ZM201 150H203V149H201ZM210 150V149H209ZM209 150H207V151H209ZM212 150V149H211ZM241 150V149H240ZM41 151V150H40ZM39 151V152H40ZM95 151V150H94ZM97 151V150H96ZM103 151H106V150H104L103 149ZM140 151V150H139ZM145 151H147V150H145ZM144 151V152H145ZM163 151V150H162ZM186 151H188V150H186ZM206 151V150H205ZM243 151V150H242ZM43 152V151H42ZM52 151H50V153H49V155H51L52 153H51ZM55 152V151H54ZM58 152V153H59ZM65 152V151H64ZM88 152H89V150H88ZM87 152V153H88ZM137 152V151H136ZM147 152H152V151H147ZM172 152V151H171ZM183 152V151H182ZM181 152V153H182ZM190 152V151H189ZM191 152H193V150L191 151ZM190 152V153H191ZM198 152V151H197ZM44 152L43 153H40L41 155L43 154H45ZM92 153V152H91ZM103 153H105V152H103ZM106 153H108V152H106ZM138 153V152H137ZM142 153V152H141ZM160 153H162V152H160ZM198 153H200V152H198ZM197 153V154H198ZM210 153V152H209ZM40 154H39V158H38V160L40 159V157H42V156H40ZM55 154V153H54ZM95 154H97V153H95ZM148 154V153H147ZM155 154H156V152H155ZM158 154V153H157ZM163 154H164V151H163ZM162 154V155H163ZM179 154V153H178ZM192 154V153H191ZM194 154V153H193ZM192 154V155H193ZM203 154H205L204 152H203ZM250 154V153H249ZM261 153H259V155H260ZM48 155V156H49ZM53 155V154H52ZM58 155H60V154H58ZM94 155V154H93ZM124 155V154H123ZM142 155H143V153H142ZM141 155V156H142ZM145 155H146V153H145ZM151 155V154H150ZM166 155V154H165ZM170 155V154H169ZM259 155H257V156H259ZM47 155H45V157H42V159H45V158H48V156L46 157ZM108 156V155H107ZM172 156V155H171ZM199 156V158H200V156L201 155H198ZM245 156V155H244ZM250 156V155H249ZM256 155H255V157H257ZM61 157V156H60ZM59 157V158H60ZM84 157V156H83ZM99 157H100V154H99ZM105 158H106V156H104ZM134 157V156H133ZM144 157V156H143ZM142 157V158H143ZM148 157V155L146 156V158ZM150 157H153V158H155L154 156H153V154L150 156ZM167 157V156H166ZM182 157V156H181ZM180 157V158H181ZM185 157V156H184ZM254 157V156H253ZM253 157H250V158H253ZM255 157H254V160H255ZM260 157V156H259ZM56 158H58V156H56ZM103 158V157H102ZM159 158L160 159H162L160 156H159ZM168 158V157H167ZM170 158V157H169ZM179 158V157H178ZM188 158V157H187ZM193 158V157H192ZM191 158V159H192ZM198 158V157H197ZM202 158H203V156H202ZM261 158V157H260ZM60 159H63V158H60ZM101 159V158H100ZM151 159V158H150ZM159 159V160H160ZM164 159H166V158H164ZM164 159H162V160H164ZM184 159V158H183ZM247 159V158H246ZM36 160V159H35ZM41 160V159H40ZM50 160H52V158L50 159ZM54 160V159H53ZM99 160V159H98ZM102 160V159H101ZM106 160V159H105ZM143 160L145 161V158H143ZM149 160V159H148ZM155 160V159H154ZM154 160L152 159V161H153V163H154ZM158 160V161H159ZM169 160V159H168ZM199 160V159H198ZM200 160H201V158H200ZM254 160H253V162H254ZM56 161V160H55ZM92 161V160H91ZM118 161H119V157H118ZM157 161V160H156ZM157 161V162H158ZM178 161V160H177ZM181 161V160H180ZM193 161V160H192ZM202 161L204 162V160L202 159ZM201 161V162H202ZM37 162V164H39L38 163V161H36ZM96 162V161H95ZM151 162V161H150ZM157 162H155V163H157ZM160 162V161H159ZM187 162V161H186ZM250 164H249V163ZM256 162V161H255ZM54 163V162H53ZM56 163V162H55ZM63 163V162H62ZM62 163H60V164H62ZM94 163V162H93ZM101 163V162H100ZM148 165H150L148 162H146ZM145 163V164H146ZM162 163H166V162H162ZM178 163H180V162H178ZM185 163V162H184ZM189 163V162H188ZM191 163V162H190ZM205 163V162H204ZM35 162H34V166H35ZM50 164V163H49ZM59 164V165H60ZM102 164H104V163H102ZM102 164H100V165H102ZM119 164V163H118ZM144 164V165H145ZM168 164V163H167ZM194 164V163H193ZM197 163H195L194 164V167H192V168H195V165H196ZM200 164V163H199ZM203 164V163H202ZM206 164V163H205ZM52 164H50L49 166H51ZM147 165V166H148ZM160 165V164H159ZM158 165V166H159ZM169 165H170V163H169ZM182 165H183V163H182ZM181 165V166H182ZM185 165H186V163H185ZM184 165V166H185ZM191 165V164H190ZM39 166V165H38ZM104 166V165H103ZM154 166H156V165H154ZM157 166V167H158ZM165 166V165H164ZM176 166V165H175ZM197 166V165H196ZM205 166H207V165H205ZM36 167V166H35ZM47 167V166H46ZM46 167H45V169H46ZM53 168H54V166H52ZM52 167H51V170H52ZM59 167V166H58ZM101 167V166H100ZM99 167V168H100ZM150 167V166H149ZM152 167V166H151ZM160 168H162L161 167V165L159 166ZM158 167V168H159ZM169 167H171V165L169 166ZM169 167L167 166V168H168V170H169ZM198 167H199V165H198ZM258 167V166H257ZM43 168V167H42ZM48 168V167H47ZM62 167L60 166V169H61ZM96 169H98L97 167H95ZM157 168V169H158ZM167 168H166V170H167ZM174 168V167H173ZM44 169V170H45ZM58 169V168H57ZM95 169V170H96ZM163 169V168H162ZM170 169H172V167L170 168ZM175 169V168H174ZM254 169V168H253ZM49 170V169H48ZM50 170V171H51ZM56 170V169H55ZM59 170V169H58ZM103 170H105V169H103ZM134 170V169H133ZM163 170H165V167H164V169ZM205 170H206V168H205ZM43 171V170H42ZM49 171V172H50ZM71 172H72V170H70ZM100 171V170H99ZM162 171V170H161ZM177 171V170H176ZM175 171V172H176ZM52 172V171H51ZM55 172H57V171H55ZM100 172H102V171H100ZM99 172V173H100ZM163 172V171H162ZM172 172V171H171ZM202 172H203V170H202ZM256 171H254L253 173H255ZM44 173V172H43ZM58 173V172H57ZM70 173V172H69ZM97 173V172H96ZM155 173V172H154ZM52 174V173H51ZM54 174H56V173H54ZM95 174V173H94ZM148 174V173H147ZM171 174V173H170ZM200 174V173H199ZM256 174H258V173H256ZM44 175V174H43ZM57 175V174H56ZM63 175V174H62ZM98 175V174H97ZM101 175H102V173H101ZM149 175V174H148ZM151 175H153V173L151 174ZM164 175H166V174H164ZM55 176V175H54ZM54 176H53V178H54ZM58 176V175H57ZM65 176V175H64ZM95 176V175H94ZM106 176V175H105ZM154 176V175H153ZM209 176V177H208ZM98 177V176H97ZM101 177V176H100ZM110 177V176H109ZM144 177H146V176H144ZM152 177V176H151ZM42 178H44V177H42ZM41 178V179H42ZM51 178V175H50V177L48 178V180ZM105 178V177H104ZM131 178V177H130ZM147 178V177H146ZM160 178H162V177H160ZM208 178V179H207ZM260 178V177H259ZM40 179V178H39ZM45 179V178H44ZM131 179H133V178H131ZM149 179H150V177H149ZM167 179H169V178H167ZM191 179V178H190ZM262 179V178H261ZM53 180V179H52ZM69 179H67V181H68ZM71 181H72V179H70ZM97 180V179H96ZM135 180V179H134ZM163 180V179H162ZM264 180V179H263ZM50 181V180H49ZM102 181V180H101ZM104 181H105V179H104ZM137 181V180H136ZM147 181V180H146ZM151 181H154V180H151ZM156 181V180H155ZM159 181V180H158ZM165 181V180H164ZM260 181V180H259ZM43 182H45L44 180H43ZM42 182V183H43ZM47 182V181H46ZM51 182V181H50ZM95 182V181H94ZM103 182V181H102ZM116 182H117V179L114 177V176H112V186H114V187H116ZM141 182V181H140ZM143 182H145V181H143ZM142 182V183H143ZM148 182V181H147ZM176 182V181H175ZM198 182V181H197ZM205 182V183H204ZM261 182H262V180H261ZM40 183H41V180H40ZM54 183V182H53ZM91 183V182H90ZM105 183V182H104ZM154 182H152V184H153ZM160 183V182H159ZM163 183V182H162ZM178 183V182H177ZM44 184V183H43ZM69 184V183H68ZM68 184H66L67 186H69V188H70V185H68ZM151 184V183H150ZM158 184V183H157ZM156 183H155V186L157 185ZM165 184V183H164ZM180 184V183H179ZM118 185V184H117ZM138 185V184H137ZM145 185V184H144ZM264 185V184H263ZM39 186H40V184H39ZM104 186V185H103ZM139 186V185H138ZM151 186V185H150ZM154 186V185H153ZM166 186H167V184H166ZM41 188L43 187L42 185L40 186ZM44 187H45V185H44ZM47 187V186H46ZM51 187V186H50ZM56 187V186H55ZM98 187V186H97ZM158 187H159V185H158ZM260 187V186H259ZM262 187V186H261ZM101 188H103V187H101ZM117 188V187H116ZM115 188V189H116ZM162 188V187H161ZM53 189H55V188H53ZM68 189V188H67ZM104 189V188H103ZM147 189V188H146ZM152 189V188H151ZM169 189V188H168ZM173 189V188H172ZM172 189H171V191H172ZM66 190V189H65ZM160 190V189H159ZM158 190V191H159ZM255 190V189H254ZM262 190V189H261ZM264 190V189H263ZM50 191H52V190H50ZM50 191H49V194H50ZM68 191H70V190H68ZM102 191V190H101ZM157 191V190H156ZM155 191V192H156ZM170 191V190H169ZM53 192V191H52ZM55 192V191H54ZM53 192V193H54ZM71 192V194L73 193L72 191H70ZM150 192V191H149ZM151 192H153V190L151 191ZM172 192H174V191H172ZM238 192H239V190H238ZM246 192V193H247ZM252 192V191H251ZM260 192V191H259ZM56 193V192H55ZM53 194V196L54 195H56V194ZM68 193V192H67ZM100 193V192H99ZM147 193V192H146ZM159 193V192H158ZM170 193V192H169ZM52 194V193H51ZM104 194V193H103ZM103 194H101L102 196H103ZM117 194V193H116ZM129 194V193H128ZM152 194V193H151ZM155 194V193H154ZM164 194V193H163ZM65 195V194H64ZM68 195V194H67ZM115 195V194H114ZM126 195V194H125ZM146 195V194H145ZM158 195V194H157ZM240 195V194H239ZM244 195V194H243ZM47 196V195H46ZM71 196V195H70ZM132 196V195H131ZM156 196V195H155ZM159 196V195H158ZM242 195H240V197H241ZM74 197V196H73ZM137 197H140L141 199L142 198H144V197H142V196H137ZM146 197V196H145ZM148 197V196H147ZM163 197V196H162ZM248 197V196H247ZM48 198H50L49 196H48ZM52 198V197H51ZM54 198H56V197H54ZM53 198V199H54ZM76 198V197H75ZM113 198H115L114 196H113ZM133 198V197H132ZM149 198V197H148ZM169 198V197H168ZM170 198H172V197H170ZM238 198V199H237ZM243 198V197H242ZM250 198V197H249ZM53 199H52V201H53ZM108 199V198H107ZM130 199V198H129ZM133 199H136L135 198V196H134V198ZM175 199V198H174ZM74 200H76V199H74L73 198V202H74ZM106 200V199H105ZM131 200V199H130ZM137 200V199H136ZM139 200V199H138ZM137 200V201H138ZM144 200H145V198H144ZM143 200V201H144ZM149 200H152L151 199V197L149 198ZM159 200L160 201H162L161 199H160V197H159ZM173 200V199H172ZM237 201L236 203L237 204H234V201ZM240 200V199H239ZM54 201H55V199H54ZM135 201V200H134ZM133 201V202H134ZM140 201V200H139ZM156 201H158V200H156ZM166 202H167V200H165ZM51 202V201H50ZM49 202V203H50ZM132 202V201H131ZM147 202H149V204H150V201H147ZM162 202H164V201H162ZM166 202H164V203H166ZM53 203V202H52ZM69 203H71V202H69ZM77 203H78V201H77ZM77 203H74V204H77ZM80 203V202H79ZM78 203V204H79ZM134 203H136V201L134 202ZM151 203H152V201H151ZM153 203H154V201H153ZM176 203V202H175ZM73 204V205H74ZM80 204H82V203H80ZM80 204H79V206H80ZM132 204V203H131ZM148 204V205H149ZM157 204V203H156ZM47 205V204H46ZM50 205H52V204H50ZM104 205H105V203H104ZM140 205H142V203L140 204ZM152 205V204H151ZM176 205V204H175ZM53 206V205H52ZM71 206V205H70ZM82 206V205H81ZM80 206V207H81ZM120 206V205H119ZM135 206V205H134ZM146 206V205H145ZM150 206V205H149ZM159 206V205H158ZM41 207V206H40ZM39 207V208H40ZM51 207V206H50ZM74 207V206H73ZM139 207V206H138ZM179 207H181V205L179 206ZM66 208V207H65ZM83 207H81V209H82ZM136 208V207H135ZM142 208V207H141ZM140 207H139V209H141ZM149 208V207H148ZM151 208V207H150ZM157 208V207H156ZM160 208V207H159ZM145 209H146V207H145ZM161 209V208H160ZM183 209V208H182ZM181 209V210H182ZM248 210H249V208H247ZM40 210V209H39ZM119 210H120V207H119ZM141 210H143V209H141ZM36 211V210H35ZM127 211V210H126ZM112 212V211H111ZM120 212V211H119ZM182 212V211H181ZM167 213V212H166ZM169 213V212H168ZM173 213H175V211H173ZM171 214V213H170ZM181 214V213H180ZM109 215V214H108ZM133 215H135V213L133 214ZM169 215V214H168ZM252 215V214H251ZM112 216V215H111ZM128 216H131V214L129 215L128 214ZM181 216V215H180ZM179 216V217H180ZM105 217V216H104ZM110 217V216H109ZM178 217V216H177ZM252 217V216H251ZM250 217V218H251ZM134 218V217H133ZM139 218V217H138ZM57 219V218H56ZM55 219V220H56ZM118 219V218H117ZM125 219V218H124ZM55 220H52L53 222H55ZM58 220V219H57ZM100 220V219H99ZM104 220H106V219H104ZM131 219H129V221H130ZM134 220H136V216H135V219ZM137 220H139V219H137ZM137 220L135 221L136 223H137ZM168 220H170V219H168ZM60 221V220H59ZM100 221H102V220H100ZM125 221V220H124ZM252 221V220H251ZM131 222V221H130ZM170 222V221H169ZM176 222V221H175ZM246 222V221H245ZM51 223V222H50ZM50 223L48 224V223H46V224H48L49 226H50ZM132 223H134V221H132ZM138 223H140V222H138ZM167 223V222H166ZM264 223V222H263ZM104 224V223H103ZM162 224V223H161ZM258 224V223H257ZM41 225H43V224H41ZM48 225H46V227L48 226ZM52 225H53V223H52ZM51 225V226H52ZM129 225V224H128ZM168 225V224H167ZM243 225H245V224H243ZM262 225V224H261ZM38 226V229H40L39 228V226H40V224L39 225H37ZM113 226V225H112ZM174 226V225H173ZM249 226H252V225H249ZM264 226V225H263ZM263 226H261L260 228H262ZM42 227V226H41ZM44 227H45V225H44ZM45 227V228H46ZM103 227V226H102ZM138 227H140V226H138ZM141 227H142V225H141ZM174 227V228H175ZM242 227V226H241ZM244 227H247L246 225L244 226ZM48 228V227H47ZM57 228V227H56ZM105 228V227H104ZM175 228V229H176ZM254 228V227H253ZM252 228V229H253ZM259 227H258V229H260ZM34 229H37V227H35ZM43 229V228H42ZM49 229H51V227L49 228ZM143 229V228H142ZM240 229H242V228H240L239 227V230ZM247 229V228H246ZM41 230V229H40ZM39 230V231H40ZM58 230V229H57ZM70 230V229H69ZM119 230H121V229H119ZM136 230H137V228H136ZM256 230V229H255ZM37 231V230H36ZM35 231V232H36ZM47 231V230H46ZM132 231V230H131ZM130 231V232H131ZM139 231V230H138ZM232 231V230H231ZM230 231V232H231ZM257 231H259V230H257ZM34 232V233H35ZM55 232V231H54ZM53 232V233H54ZM57 232V231H56ZM67 232V231H66ZM117 232H118V230H117ZM121 232V231H120ZM119 232V233H120ZM176 232H178V230H176ZM224 234H223V233ZM122 233V232H121ZM143 233V232H142ZM45 234V233H44ZM103 234V233H102ZM145 234H146V232H145ZM41 235H43V234H41ZM41 235H39V239H40V236ZM52 234H50V236H51ZM66 235V234H65ZM72 235V234H71ZM70 235V236H71ZM144 235V234H143ZM49 236V235H48ZM62 236V235H61ZM69 236V237H70ZM147 236H148V234H147ZM33 237H35V236H33ZM33 237H30V238H33ZM63 237H65V236H63ZM69 237H68V239H69ZM151 237V236H150ZM129 238V237H128ZM153 238V237H152ZM35 239H37V237L35 238ZM39 239H37V241L39 240ZM44 239V238H43ZM103 239V238H102ZM130 239H131V237H130ZM136 239H138V238H136ZM154 239V238H153ZM210 239V240H211ZM31 240V239H30ZM132 240V239H131ZM139 241H140V239H138ZM137 240V241H138ZM143 240V239H142ZM219 240V239H218ZM33 241V239L31 240V242ZM35 241V240H34ZM34 241L32 242L33 244H35L36 245V243H34ZM68 241V240H67ZM66 241V242H67ZM135 242H137L136 240H134ZM138 241V242H139ZM36 242V241H35ZM39 242L40 243H42L41 242V240L40 241H38L37 243L39 244ZM140 242H142V241H140ZM211 242V241H210ZM134 243V242H133ZM143 243H145L144 241H143ZM179 243V242H178ZM37 244V245H38ZM67 244V243H66ZM110 244V243H109ZM209 244V243H208ZM212 244V245H213ZM42 245V244H41ZM129 245H132V244H129ZM135 245L136 244H134V247H135ZM141 245V244H140ZM211 245V246H212ZM126 246H128V245H126ZM137 246V245H136ZM142 246V245H141ZM141 246H140V248H141ZM150 246V245H149ZM206 246H207V244H206ZM63 247V246H62ZM129 247V246H128ZM145 247V246H144ZM147 247V246H146ZM208 247V246H207ZM206 247V248H207ZM216 247H217V245H215L214 247H213V249H212V252H204V250H203V254H201V255H203V258L204 259H206L204 262H206V264H212V257H214V256H212V253H213V251H216V250H218V249H216ZM64 248H65V246H64ZM125 248V247H124ZM133 248V247H132ZM139 248V247H138ZM210 248V247H209ZM61 249H63V248H61ZM137 249V248H136ZM136 249H133V250H135L136 251ZM142 249H143V247H142ZM144 249H146V248H144ZM158 249V248H157ZM148 250V249H147ZM211 250V249H210ZM126 251V250H125ZM140 251H142V250H140ZM145 251V250H144ZM62 252V251H61ZM137 252V251H136ZM155 251L153 250V252H152V254L154 253ZM200 252V251H199ZM202 252V251H201ZM139 253V252H138ZM137 253V254H138ZM192 253H194V252H192ZM198 253V252H197ZM28 254V253H27ZM148 254H150V252L148 253ZM155 254V253H154ZM186 254V253H185ZM196 254V253H195ZM194 254V255H195ZM200 254V253H199ZM199 254H197V255H199ZM30 255V254H29ZM145 255V254H144ZM151 255V254H150ZM187 255H188V253H187ZM261 255H263L262 253H261ZM26 256V255H25ZM100 256V255H99ZM185 256V255H184ZM190 256H192L191 254H190ZM182 257V256H181ZM101 258V257H100ZM188 258V257H187ZM192 258H193V256H192ZM192 258L190 259L191 261H192ZM201 258V257H197V261L199 260V259ZM128 259V258H127ZM155 259V258H154ZM184 259V258H183ZM214 259H215V257H214ZM26 260V259H25ZM30 260V259H29ZM146 260V259H145ZM27 261V260H26ZM186 261H187V259H186ZM200 261V260H199ZM202 261V260H201ZM215 260H213V262H214ZM137 262V261H136ZM182 262V261H181ZM189 262V261H188ZM203 262V261H202ZM100 263V262H99ZM153 263V262H152ZM186 264V263H185ZM187 264H190V263H187ZM194 264V263H193ZM198 264H200V263H198ZM214 264V263H213Z\"/></svg>",
  "mask_w": 264,
  "mask_h": 264
}]
</instances>
